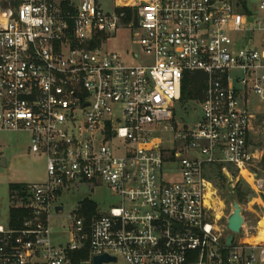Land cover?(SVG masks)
I'll use <instances>...</instances> for the list:
<instances>
[{
  "label": "built area",
  "instance_id": "1",
  "mask_svg": "<svg viewBox=\"0 0 264 264\" xmlns=\"http://www.w3.org/2000/svg\"><path fill=\"white\" fill-rule=\"evenodd\" d=\"M115 1L132 11L139 64L101 47L123 28L124 10L104 13L97 0H0V132L29 134L31 152L47 160L44 183L12 193L26 214L19 228L0 224V264L102 256L116 260L104 264H264V226L255 241L243 226L226 244V208L210 178L221 167L230 190L242 183L263 206L249 104L254 95L264 105V0L255 12L249 0ZM187 73L205 76L202 118L177 132ZM163 133L174 134L175 148L163 147ZM96 185L118 204L87 220L80 203L69 240L55 244L59 200Z\"/></svg>",
  "mask_w": 264,
  "mask_h": 264
},
{
  "label": "rangeland",
  "instance_id": "2",
  "mask_svg": "<svg viewBox=\"0 0 264 264\" xmlns=\"http://www.w3.org/2000/svg\"><path fill=\"white\" fill-rule=\"evenodd\" d=\"M149 1L150 0H140L142 4H146ZM249 1L251 10L255 12L261 0ZM97 2L104 13L109 14L114 11L124 10L128 14V18L123 21L122 29H119L115 34H109L103 37L101 42L102 49L120 55L122 62L126 65L139 64L138 61H134L132 58L133 53L142 54L140 48L133 44L134 33L128 27L131 22L132 11H128V9L124 8L122 6L124 3L119 4V2L117 3L115 0H97ZM251 38L252 34L247 33L246 40ZM236 75L237 73L231 74L232 78ZM249 105L251 113L255 115L252 121L249 143L260 155V160L258 163L254 164L253 170L258 174L260 179L264 180V171L260 166L262 159H264V105L259 103L254 95H251ZM201 118L202 109L198 102H180L176 104L173 126L177 132H182L186 128H193ZM173 135V133H163L160 135L164 141V148H175V145L172 143ZM119 143V141H116V144ZM116 155L119 154L116 153ZM194 156H197V154H193V157ZM3 159L7 162V168L3 173H0V224L6 226L10 222V211L15 203L14 200H12L11 186H28L44 183L46 181L47 160L44 155L33 154L31 152L30 135L23 132H0V162ZM214 172L213 169L210 178L214 175ZM229 172L231 178L235 181L237 176L235 170L229 168ZM224 177L226 179L225 188L221 189L218 181H216L217 187L216 185H214V187L217 189L218 195L225 204V214L228 219L233 211L234 200L231 198V193L233 191L229 189L231 182L228 177ZM243 188L247 190L245 185ZM93 189L91 187H83L80 189L79 187L71 193L64 194L59 200V204L64 207V213L61 217H55L51 220L53 241L55 244L64 245L69 240V217L78 212L80 203L84 200L87 199L94 202L97 205L96 211H105L111 206L118 204L119 198L115 197L114 194L103 185H96ZM250 197L251 198L243 202L241 207L243 210L242 215L245 219L244 232L245 235L248 234L251 238V236L256 237L260 231L259 228L263 227L264 193L262 195L263 206L260 204V201H253V194ZM251 228H253V230ZM241 237L244 238L243 236Z\"/></svg>",
  "mask_w": 264,
  "mask_h": 264
},
{
  "label": "trees",
  "instance_id": "3",
  "mask_svg": "<svg viewBox=\"0 0 264 264\" xmlns=\"http://www.w3.org/2000/svg\"><path fill=\"white\" fill-rule=\"evenodd\" d=\"M205 76L201 73H187L185 74L183 81H182V88H181V99L180 102H201L204 99V89H205ZM260 166L262 167L264 171V159H262ZM214 169V175L211 177L212 182L214 185H216V181L219 182V187L225 188V182L226 179L221 173V167H215ZM255 172V171H254ZM255 174L258 176V174L255 172ZM259 178V177H258ZM23 185H13L11 186V195L12 193H16L17 191L22 190ZM242 183H238L231 193V198H233L234 201H237L240 205L243 204L248 198H251L252 192L249 190V188L246 187L247 190L243 188ZM217 187V185H216ZM97 209V205L90 201V200H84L81 204V213L82 215L89 220V218L95 214ZM80 211V209H79ZM26 211L21 208H11L10 211V225L14 228L21 227L23 217H25Z\"/></svg>",
  "mask_w": 264,
  "mask_h": 264
},
{
  "label": "water",
  "instance_id": "4",
  "mask_svg": "<svg viewBox=\"0 0 264 264\" xmlns=\"http://www.w3.org/2000/svg\"><path fill=\"white\" fill-rule=\"evenodd\" d=\"M138 26V14L137 11L134 12V20H133V27ZM7 168V162L5 159L1 160L0 162V173H3ZM57 212L62 211V208L59 207L56 209ZM242 207L237 202H233V211L232 214L228 217L227 220V228L230 232L226 244L230 246L232 242L241 234L242 227L245 224V219L242 215ZM110 262H116L115 259L110 258L108 256H102L97 257L94 259V264H104V263H110Z\"/></svg>",
  "mask_w": 264,
  "mask_h": 264
},
{
  "label": "bare ground",
  "instance_id": "5",
  "mask_svg": "<svg viewBox=\"0 0 264 264\" xmlns=\"http://www.w3.org/2000/svg\"><path fill=\"white\" fill-rule=\"evenodd\" d=\"M263 226H264V223H263ZM263 231H264V228H263ZM263 240L264 239V233L263 234H261V236H260V238L259 239H257V240ZM253 240H255L254 239V237H251V238H249V241H253Z\"/></svg>",
  "mask_w": 264,
  "mask_h": 264
}]
</instances>
